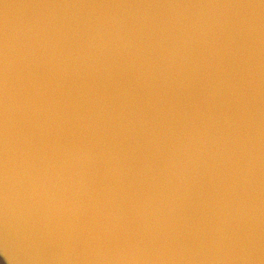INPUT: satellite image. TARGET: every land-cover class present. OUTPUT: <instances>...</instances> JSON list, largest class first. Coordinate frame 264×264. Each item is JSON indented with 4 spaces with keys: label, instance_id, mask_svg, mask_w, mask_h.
<instances>
[{
    "label": "water",
    "instance_id": "1",
    "mask_svg": "<svg viewBox=\"0 0 264 264\" xmlns=\"http://www.w3.org/2000/svg\"><path fill=\"white\" fill-rule=\"evenodd\" d=\"M0 264H264V0H0Z\"/></svg>",
    "mask_w": 264,
    "mask_h": 264
}]
</instances>
